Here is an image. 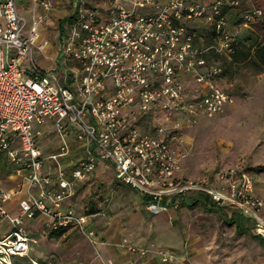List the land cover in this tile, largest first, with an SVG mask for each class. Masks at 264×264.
<instances>
[{
	"label": "built area",
	"instance_id": "1",
	"mask_svg": "<svg viewBox=\"0 0 264 264\" xmlns=\"http://www.w3.org/2000/svg\"><path fill=\"white\" fill-rule=\"evenodd\" d=\"M224 1L134 0L128 9H110L101 23L94 9L86 11L85 1L74 0L76 10L59 31L54 65L42 69L32 58L34 47L43 50L48 45V40L40 38L37 32L40 16L33 13L28 24L19 15L15 0H0V160L15 164L18 171L26 169L28 188L42 189L39 198L22 200L20 215L14 217H8L3 208L10 194L0 192V216L7 217L13 229L0 241V254L27 255L29 238L21 228V216L30 218L36 212L51 218L52 230L75 226L94 243L95 235L86 230L84 216L62 213L57 208L72 196L74 183L93 170L97 160L112 165L116 180L136 190L152 212L165 210L172 199L185 193L206 196L213 204H235L250 211L259 221L256 233L263 235L264 222L254 211L262 201L251 195L252 181L245 172L234 168L220 170L219 179L225 180L221 187L210 184L217 181L214 177H179L181 141L173 129H140L144 113L166 109L163 117L168 121L174 110H181L185 119H190L199 113L215 115L232 101L212 85L188 99L174 62L184 55L186 59L191 47L192 37L184 22L205 15L209 20L215 17L219 45L231 47L234 39L221 16ZM32 3L34 11L37 5L43 12L53 7L52 0ZM229 4L237 1L230 0ZM250 14L244 13L243 19L250 20ZM23 57L29 59L26 66L20 63ZM124 104L131 106L127 114L121 112ZM51 119L62 145L59 153L49 155L48 159L57 160L65 154L67 128L76 129V139L86 149L69 179L58 170V191L42 188L46 181L41 173L43 157L33 129L34 124ZM121 243L131 252L146 253L145 248L129 244L126 239ZM157 253L163 261L171 257L162 249ZM106 264L112 262L108 260Z\"/></svg>",
	"mask_w": 264,
	"mask_h": 264
},
{
	"label": "rangeland",
	"instance_id": "2",
	"mask_svg": "<svg viewBox=\"0 0 264 264\" xmlns=\"http://www.w3.org/2000/svg\"><path fill=\"white\" fill-rule=\"evenodd\" d=\"M82 1L88 7L85 8L86 11L94 9L95 16L101 23L108 17L110 9L118 6L128 9L134 2ZM236 1L237 4L231 5L230 0H225L221 14L226 30L234 39L230 48L219 45L214 30L215 17L211 16L212 19L209 20V16L205 15L184 22L192 37L191 47L186 59L184 55L183 59L174 61L183 93L188 99L207 91L212 85L228 94L232 101L221 112L212 116L199 113L196 118L185 119V113L174 110L169 120L165 121L163 116L166 112L163 110L166 109L144 113L140 118V129L142 132H148L155 127L173 129L181 141L178 150L182 165L178 174L182 169V176L178 175L179 177L192 180L204 177L211 180L214 177L217 181H209L210 184L221 187L225 180L219 179L220 170L234 168L245 172L252 181L251 195L262 201L254 211L264 222V64L261 54L257 53L258 48L264 44V0ZM15 3L19 15L22 13L30 24V13L34 9L32 0H15ZM39 8L37 5V14ZM141 11L144 12V9ZM247 11L251 13L250 20L243 19V14ZM62 14L63 12H57L46 22L38 21L37 32L48 39L49 45L43 50L34 47L32 58L43 69L54 65V46L58 49L60 45L56 21ZM28 62V57H23L20 63L26 65ZM199 77L202 78L201 81H197ZM130 108V105L124 104L121 112L127 114ZM101 173L102 177L111 174ZM85 180L87 177L83 178ZM116 183L119 181L114 180L111 184L105 181L102 185L92 186L84 197V203L92 199L97 211L101 212L106 207L109 214L118 213L120 208L119 203L117 204ZM223 192L226 193L225 190ZM124 193L121 190L119 195L126 201L131 200L130 210L135 209L149 215L160 213L150 211L144 203L136 204L134 200L137 201L139 197L136 198L131 192ZM185 197L196 198V202L183 205L179 196L173 204L177 216L175 226L181 233L182 247L185 250V256L178 260L179 264H261L264 248L254 238L259 221L257 222L250 211L247 212L245 208L235 204H213L206 196L196 197L194 194L185 193ZM237 223L246 229L243 234L236 232ZM11 230L12 224L0 216V241ZM62 235L60 230L46 232V240L53 236L59 240L54 249L48 248L40 253L38 245L24 257H4V254H0V264H31V259L42 264H61L66 256L77 255L87 249L95 251L96 259L106 264L107 261L94 249L98 242L96 236L92 243L86 235H82L84 239L79 234H73L69 242ZM262 237L264 239V233ZM44 240L42 238L39 244ZM148 251L146 248L144 255Z\"/></svg>",
	"mask_w": 264,
	"mask_h": 264
},
{
	"label": "crops",
	"instance_id": "3",
	"mask_svg": "<svg viewBox=\"0 0 264 264\" xmlns=\"http://www.w3.org/2000/svg\"><path fill=\"white\" fill-rule=\"evenodd\" d=\"M73 1L74 0H52L53 7L47 12H41V9L39 8L40 10L38 14L37 7H35V11L33 9L30 13L31 20L33 18V13L37 17L40 16V23H43V21L46 22L51 15L57 12H63V16L56 21L58 27L56 30L58 29L59 32L62 25L66 24L67 18L70 17L76 10ZM20 15L24 17L22 13ZM39 37L47 39L46 37H42L40 35ZM54 47L55 50L52 57L53 59H55L58 54V49H56V46ZM37 66L40 67L39 65ZM228 104L229 103L225 105ZM33 129L36 132V146L43 157L41 173L42 176L46 178V181L43 182L42 188L46 190L50 189L58 191V187L56 185L58 170L61 169L66 178H70L71 170L76 165L78 160L85 155L86 149L84 147V143H81L76 139L75 128H67V131L64 133L67 144L65 154L59 156L57 160L48 159L49 155L59 153L62 145V139L57 131L55 121L51 119L42 124H34ZM14 145L17 146L18 141H15ZM181 165L182 162H180V166ZM181 170L178 174L179 176H182ZM101 172H104V174L109 172L111 174L108 176L104 175V177H102L103 173ZM27 174L28 172L26 169L18 171L15 164H12L5 159L0 160V192L10 194L9 199L3 204V208L7 212L8 217L20 215V202L22 200L39 198L41 196L42 189L39 187L32 186L28 188L29 180ZM85 177H87V180L83 181L82 179L80 182L76 181L74 183L72 196L63 200L57 209L62 213H71L76 216L85 217V228L88 231H92L96 236L98 242L96 248L94 249L98 254H100L102 259H105L106 261L109 260L112 264H179L178 260L185 256V250L182 247L181 233L179 232L177 226H175L177 216L175 215V209L173 208V206H175L173 205L174 203L169 204L166 209L160 213L153 215L136 211L135 209L130 210L131 203L129 202L131 200L128 201L127 199L126 201L122 199L119 192L121 190L125 192L124 194L131 192L136 198L139 197L136 199L137 201L134 200L136 204L143 203L142 197L136 190L119 181V183L115 184L117 189L116 195L118 196L117 204L119 203L120 208L117 211L118 213H113L111 215L107 212L106 207L99 212L96 210L92 199L91 201L84 203V197L86 193L90 191L92 186L97 184L102 185L105 181L110 182V184L113 183L114 180L118 182L114 175V169L112 165L102 160H97L93 170L87 173ZM180 197L182 199L181 202L184 205L187 198L185 196ZM3 218H6V220L9 221L7 217ZM21 219L22 228L29 238V252L34 249L33 247L40 245L38 250L40 253H43L45 250H48V248L54 249V247L59 244L58 238L54 236L50 240H46V232L53 231L50 226L51 218L49 216L36 212L30 218L21 216ZM236 228L237 230H240L239 232H241L239 233L236 230L238 234H243L246 231V229L241 228L238 223L236 224ZM59 230L63 232L62 236L66 238L68 242L70 240V236H73V234L85 236V234L75 226H69ZM42 238H45V240L39 244ZM254 238L257 239L259 244L264 248L263 237L260 236L259 238L257 235H254ZM123 239H126L129 244L134 246L145 249L148 248L149 251L144 256L138 252H131L124 245H122L121 242ZM160 249L167 251L171 257L166 261H163L157 253V250ZM260 261L261 264H264V257H262ZM60 263L102 264L101 261L96 259L95 251L89 249L84 252H79L77 255L72 254L70 257L66 256L65 260H62ZM194 264L197 263L195 262Z\"/></svg>",
	"mask_w": 264,
	"mask_h": 264
},
{
	"label": "trees",
	"instance_id": "4",
	"mask_svg": "<svg viewBox=\"0 0 264 264\" xmlns=\"http://www.w3.org/2000/svg\"><path fill=\"white\" fill-rule=\"evenodd\" d=\"M213 33H214V31H213ZM242 44H243V43H242ZM257 53L261 54V56H262V61H263V64H264V44H263L261 47L258 48ZM185 199H186V198H185ZM195 199H196V198H190V197H187V200L185 201V204L189 205V204H188V200H189V201H190L189 203H190V205H191V204H193V203L196 202ZM174 201H175V198L172 199L171 204L174 203ZM240 214H241V213H240ZM241 215H242V214H241ZM236 230H237V228H236ZM237 231L239 232L240 230L238 229ZM239 233H241V232H239ZM256 235H257V237H259V238H260V236H261V235H259V234H256Z\"/></svg>",
	"mask_w": 264,
	"mask_h": 264
}]
</instances>
